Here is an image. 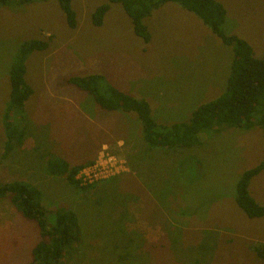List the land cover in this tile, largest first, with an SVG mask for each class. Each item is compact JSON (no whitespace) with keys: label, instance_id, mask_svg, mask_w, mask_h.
<instances>
[{"label":"rangeland","instance_id":"obj_1","mask_svg":"<svg viewBox=\"0 0 264 264\" xmlns=\"http://www.w3.org/2000/svg\"><path fill=\"white\" fill-rule=\"evenodd\" d=\"M218 1L226 9L224 31L264 57V0ZM106 2L71 0L75 28L67 25L58 0L0 6V118L19 46L31 39L49 41L46 50L26 60L25 80L33 93L22 114L29 134L5 159L0 124V180H26L40 189L47 209L64 203L75 211L83 237L69 264H264L252 248L264 244V216L247 217L234 200L241 173L264 158L261 127L221 126L202 132L200 143L189 148L149 147L135 113L101 109L89 93L66 82L101 74L146 99L157 123L188 121L197 106L224 90L231 48L174 2L144 19L148 43L135 35L119 3H111L102 25L94 26L91 13ZM49 150L71 164H96L102 151L100 162L113 155L125 160V169L79 193L64 176L44 169L39 155ZM185 157L198 160L191 174L179 167ZM248 189L264 205V169ZM175 221L182 228L176 253L152 250ZM38 240L35 222L0 198V264L29 262Z\"/></svg>","mask_w":264,"mask_h":264},{"label":"trees","instance_id":"obj_2","mask_svg":"<svg viewBox=\"0 0 264 264\" xmlns=\"http://www.w3.org/2000/svg\"><path fill=\"white\" fill-rule=\"evenodd\" d=\"M41 1L46 0H0V6ZM167 2H174L193 13L223 44L229 46L232 52L224 90L217 97L197 106L191 112L188 121L157 123L152 117L151 107L146 99L138 98L109 84L101 74L71 76L66 82L89 93L101 109L135 113L141 122L142 137L149 147L189 148L200 143L199 136L202 132L221 126L251 129L257 125L262 128L264 140V57H256L252 46L245 39L224 31L226 9L220 1L108 0L93 10L91 23L94 26H101L110 4L119 3L131 20L135 35L148 43L151 34L144 19ZM58 3L65 15L67 25L75 28L77 19L71 0H58ZM48 47V40L31 39L23 42L15 54L9 70V98L0 118L3 159L16 148L21 147L29 134L26 129V117L22 114L25 102L33 93V88L25 80L26 60L32 52L44 51ZM39 156L48 174L64 176L79 193L80 191L86 193L99 182L81 184L76 178L83 167L92 163L91 160L71 164L50 150L42 152ZM183 159L179 161V167L182 166L184 175L191 174L190 170L194 169L198 160L192 163L186 160V157ZM263 169L264 158L255 166L243 171L236 183L235 203L249 218L264 216V205L259 204L248 189L250 180ZM0 198L9 199L23 217L35 222L37 226L39 240L32 249L31 260L25 264H69L75 258L76 246L82 240L83 233L79 219L75 211L69 208L70 206L63 203L56 209H47L42 203L40 189L20 179L0 180ZM178 223L179 221H175L172 228L166 229L169 234L164 238L163 244L153 245L150 248L153 250L159 246V249L168 252V249H172L176 253V242L182 237L178 231L182 228ZM252 248L259 257L264 258V244Z\"/></svg>","mask_w":264,"mask_h":264},{"label":"built area","instance_id":"obj_3","mask_svg":"<svg viewBox=\"0 0 264 264\" xmlns=\"http://www.w3.org/2000/svg\"><path fill=\"white\" fill-rule=\"evenodd\" d=\"M106 153L99 154V158L96 164H89L83 167L76 175V178L80 180L81 184H91L101 179L106 178L107 173H114L119 171V169H125V160L117 159L113 155H108L104 162H100L101 157ZM124 166V167H123Z\"/></svg>","mask_w":264,"mask_h":264},{"label":"crops","instance_id":"obj_4","mask_svg":"<svg viewBox=\"0 0 264 264\" xmlns=\"http://www.w3.org/2000/svg\"><path fill=\"white\" fill-rule=\"evenodd\" d=\"M82 113L84 114V113H86V112L83 110ZM86 115H87V114H86ZM107 115H111V114H108V113H107ZM98 124H99V122L96 121V125H98ZM106 126L109 127L110 125L106 124ZM109 128H110V127H109ZM110 129H111V128H110ZM101 144L104 145V142L100 143V145H101ZM100 145H99V146H100ZM99 146H97V148H98Z\"/></svg>","mask_w":264,"mask_h":264}]
</instances>
